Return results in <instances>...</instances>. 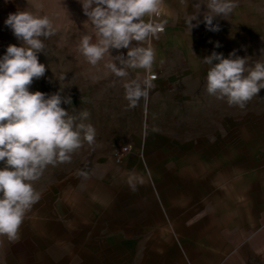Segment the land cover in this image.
Listing matches in <instances>:
<instances>
[{
	"label": "crops",
	"instance_id": "obj_1",
	"mask_svg": "<svg viewBox=\"0 0 264 264\" xmlns=\"http://www.w3.org/2000/svg\"><path fill=\"white\" fill-rule=\"evenodd\" d=\"M192 2L165 0L160 40L187 61L195 58V38L184 39ZM48 8L83 16L86 28L79 0H48ZM25 9L45 14L41 0H0V58L21 44L5 20ZM220 29L202 57L226 58ZM206 75L195 70L196 78ZM250 123L227 119L219 133L195 140L150 130L130 141L122 162L112 152L50 181L36 189L41 199L18 238L0 237V264H264V120Z\"/></svg>",
	"mask_w": 264,
	"mask_h": 264
},
{
	"label": "clouds",
	"instance_id": "obj_2",
	"mask_svg": "<svg viewBox=\"0 0 264 264\" xmlns=\"http://www.w3.org/2000/svg\"><path fill=\"white\" fill-rule=\"evenodd\" d=\"M92 29L81 37L78 53L93 67L102 64L106 74L123 81L127 108L134 109L141 99L147 101L155 87L156 49L152 41L164 33L167 21L162 20L165 0H79ZM187 6V0H180ZM206 11L188 15L185 26L191 33L203 22L208 31L219 32L217 18L226 19L238 7L237 0H206ZM195 21L196 23H193ZM5 24L21 42L10 44L0 58V237L9 241L18 238L25 216L41 199L34 187L49 166L69 163L73 154L85 143L93 145L96 129L85 123L90 113L70 114L62 105H71L72 98L60 89L49 95L30 92L34 79L44 77L47 67L38 53L45 52L44 40L57 34L58 28L46 14L30 10L11 13ZM221 45L216 43L215 47ZM126 49V55L120 50ZM116 55H113V51ZM208 66L206 91L229 106L244 109L264 89V62L249 65L248 57L236 50L225 58L213 51L202 59ZM142 69L144 75L133 76ZM61 74L58 80H65ZM81 176L87 173L81 171ZM137 178L128 184L135 190Z\"/></svg>",
	"mask_w": 264,
	"mask_h": 264
},
{
	"label": "rangeland",
	"instance_id": "obj_3",
	"mask_svg": "<svg viewBox=\"0 0 264 264\" xmlns=\"http://www.w3.org/2000/svg\"><path fill=\"white\" fill-rule=\"evenodd\" d=\"M41 2H44L41 11L53 19L58 31L55 36L44 40L46 50L38 53V59L46 65L47 71L44 77L33 80L29 91L51 95L59 88L65 89V95L71 96L72 104L62 107L73 115L88 111L90 116L84 122L96 129V138L93 145L85 143L73 154L71 162L49 166L40 180L35 182L36 189L80 167L93 165L97 156H107L113 152L117 162V150L130 146L131 140L144 136L150 130L166 128L180 138L195 140L204 133H219L227 119H242L249 124L264 120V89L244 109H240L229 106L226 100L209 95L206 76L195 77V70H208L200 52L211 50L213 47H209V39L217 36V32L208 31L203 22L191 33L188 31V34H184V39L189 42L192 37L195 38V58L191 59L192 62L184 58L180 48H168L161 44L164 34L153 40L157 54L154 73L159 74L163 90L153 93L148 101L141 99L136 108L128 109L123 81L106 74L102 64L98 67L89 65L77 51L81 37L92 32L90 24L87 22L84 29L83 16L64 13L63 10L55 14L53 9L48 8V0ZM237 3L238 7L230 16L226 19L217 17L213 21L220 27H226L227 32L221 39L226 58L236 50L238 56L248 57L250 66L264 62V0H237ZM204 4L206 0H193L185 18L200 10L197 6L201 5L200 20L203 21L202 13L207 10ZM16 45L20 46V43ZM187 50L190 51V48ZM187 50L184 49L185 55ZM112 54L117 53L114 50ZM169 72L173 73L170 78ZM61 74L66 75L65 80H58ZM137 74L142 77L144 72L135 70L132 73L133 76ZM3 166L0 162V168Z\"/></svg>",
	"mask_w": 264,
	"mask_h": 264
},
{
	"label": "built area",
	"instance_id": "obj_4",
	"mask_svg": "<svg viewBox=\"0 0 264 264\" xmlns=\"http://www.w3.org/2000/svg\"><path fill=\"white\" fill-rule=\"evenodd\" d=\"M161 19L163 20V16L161 17ZM165 30H166V28H165ZM164 32H165V31H164ZM121 52H124V53L126 54L125 51H121ZM154 74L156 75V79L153 81L155 87L150 91V93H149V97H150L153 93H155V92H157V91L159 90V85L157 84V80L159 79V74H158L157 72H155ZM149 97H148V99H149ZM148 99H147V101H148ZM129 151H130V147H129V146H125V147H123V148L117 150V152H116L117 162H122L123 157H124L125 154H127Z\"/></svg>",
	"mask_w": 264,
	"mask_h": 264
}]
</instances>
